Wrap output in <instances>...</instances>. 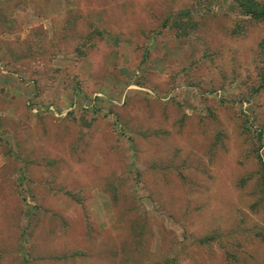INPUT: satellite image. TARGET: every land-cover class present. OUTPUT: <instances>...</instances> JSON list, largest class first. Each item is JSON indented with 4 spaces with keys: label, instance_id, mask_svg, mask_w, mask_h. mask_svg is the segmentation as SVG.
I'll list each match as a JSON object with an SVG mask.
<instances>
[{
    "label": "rangeland",
    "instance_id": "374dc122",
    "mask_svg": "<svg viewBox=\"0 0 264 264\" xmlns=\"http://www.w3.org/2000/svg\"><path fill=\"white\" fill-rule=\"evenodd\" d=\"M261 39L230 0H0V264H264Z\"/></svg>",
    "mask_w": 264,
    "mask_h": 264
},
{
    "label": "trees",
    "instance_id": "16d2710c",
    "mask_svg": "<svg viewBox=\"0 0 264 264\" xmlns=\"http://www.w3.org/2000/svg\"><path fill=\"white\" fill-rule=\"evenodd\" d=\"M199 2H208V3H212V2H217V1H228V0H198ZM233 4H235V6L237 7V10L239 11V13L249 19H252L254 21H260L262 23H264V0H230ZM180 16L179 18H177L176 21H173L171 23V25L175 26L177 28V31H183L184 29H186L187 25H189L187 22V25L184 26V20H186L185 18H188V21L190 20V11L187 8H183L180 11V14L178 15ZM180 19V20H179ZM181 20L183 22H181ZM184 26V27H183ZM242 26L237 23L232 30H241ZM82 54H84V50H82L81 52ZM257 58L259 59V64H258V70L256 72V77H257V85L255 87H253V89L251 90V93H249L245 98L247 100H250L253 97V94L260 92V91H264V39H261L258 42V48H257ZM35 82V81H33ZM187 82V83H185ZM189 83H194V81H188L187 79H180L179 81V85L181 87L182 92L184 93L185 89H188L191 91V89H189V87H187L186 85H188ZM138 85L141 86V84L137 83ZM179 87V88H180ZM194 88V87H193ZM194 90V89H193ZM181 92V91H180ZM36 96L38 97V94L36 93L33 97L36 98ZM145 96V95H144ZM146 96H150L147 95ZM216 95L212 94L211 97H215ZM132 96H128L126 97V101L131 100ZM125 102V101H124ZM40 103V102H39ZM166 105V101L163 103ZM35 106H38V108H40L41 105L38 104H34ZM248 117L247 115H244V121L246 123H244L243 127H242V131L241 133L244 134L245 132L248 133H252L253 138H255L257 145L255 146V154L256 157L259 161V163L262 165V167H264V161L260 156L259 153V148L262 147L263 142H264V125H261L259 128H251V125L248 124ZM220 135L216 134V138L218 139ZM215 138V140L217 141V139ZM215 141V142H216ZM12 148V147H11ZM245 178H242L240 180V186L244 185L245 183ZM257 203V201H256ZM255 204V203H254ZM169 261H166V264H168Z\"/></svg>",
    "mask_w": 264,
    "mask_h": 264
},
{
    "label": "crops",
    "instance_id": "0c3cea01",
    "mask_svg": "<svg viewBox=\"0 0 264 264\" xmlns=\"http://www.w3.org/2000/svg\"><path fill=\"white\" fill-rule=\"evenodd\" d=\"M5 77V76H4ZM72 104V103H71ZM112 104H113V101H112ZM116 104V103H115ZM115 104H113V106H115ZM44 105V104H43ZM42 105V107H43ZM46 106V105H45ZM38 108V106H36ZM71 107H68V109H70ZM39 109V108H38ZM48 109V108H47Z\"/></svg>",
    "mask_w": 264,
    "mask_h": 264
}]
</instances>
